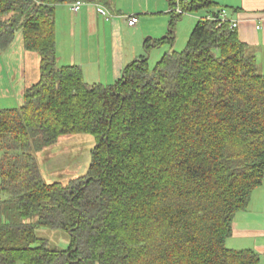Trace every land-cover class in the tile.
Returning <instances> with one entry per match:
<instances>
[{
    "label": "trees",
    "instance_id": "trees-1",
    "mask_svg": "<svg viewBox=\"0 0 264 264\" xmlns=\"http://www.w3.org/2000/svg\"><path fill=\"white\" fill-rule=\"evenodd\" d=\"M102 0H0V52L17 34L40 58L22 105L0 110V264H260L226 246L264 182V74L214 0H167L155 47L173 48L176 15L206 12L184 49L143 57L111 85L59 66L55 9ZM152 48L146 41V53ZM90 135L85 175L44 181L38 154ZM41 229L68 236L49 246Z\"/></svg>",
    "mask_w": 264,
    "mask_h": 264
},
{
    "label": "crops",
    "instance_id": "crops-1",
    "mask_svg": "<svg viewBox=\"0 0 264 264\" xmlns=\"http://www.w3.org/2000/svg\"><path fill=\"white\" fill-rule=\"evenodd\" d=\"M102 1L83 2L76 14L70 11V4L56 6V57L59 66H78L89 85H111L121 78L124 67L132 61L148 58L151 54L159 58L165 52L175 51L179 41L178 28L182 23L174 28L173 48L153 46L168 32L171 15L167 0ZM214 2L218 8L227 11L230 20L237 22L240 41L255 57L259 73L264 74V0ZM96 6L104 9L107 16L97 13ZM202 12L189 17V34L186 32L183 42L188 40L195 24L207 15ZM132 15L138 21L129 27L125 17ZM146 41L152 45L149 53L144 49ZM162 48H165L163 52ZM39 63L37 54L24 50L21 34L6 51L0 52V110L16 106L25 88L38 82ZM226 246L233 250H253L260 256V264H264V182L252 193L248 208L234 217L232 235Z\"/></svg>",
    "mask_w": 264,
    "mask_h": 264
},
{
    "label": "rangeland",
    "instance_id": "rangeland-1",
    "mask_svg": "<svg viewBox=\"0 0 264 264\" xmlns=\"http://www.w3.org/2000/svg\"><path fill=\"white\" fill-rule=\"evenodd\" d=\"M203 14V12H198ZM198 13L190 14L184 13L180 20L175 22V27L178 28V44L175 46V51L180 52L184 49L186 41L183 42L184 37L189 31L188 19L191 16H195ZM205 15V13H204ZM175 34V32H174ZM20 35L17 34V36ZM16 36V37H17ZM181 45V47H179ZM165 48L161 49L163 52ZM149 65L153 67L159 60L158 57L153 54L148 55ZM22 105V95L17 99V105L13 108H17ZM95 145V140L90 135H75L67 136L59 139L58 143L50 148L45 149L38 154V162L43 179L46 183H60L65 185L70 179L80 177L86 174L90 164V153ZM43 161V162H42ZM44 167H46L44 169ZM38 237L47 241L49 246H56L59 248H65L68 241V236L59 230H46L41 229L37 232ZM227 248L230 249V246ZM21 264V263H17Z\"/></svg>",
    "mask_w": 264,
    "mask_h": 264
},
{
    "label": "built area",
    "instance_id": "built-area-1",
    "mask_svg": "<svg viewBox=\"0 0 264 264\" xmlns=\"http://www.w3.org/2000/svg\"><path fill=\"white\" fill-rule=\"evenodd\" d=\"M83 4H84L83 2H74V3L70 4V11L72 13L76 14L80 10V8L83 6ZM96 11H97V13H99L102 16H107V12L99 6H96ZM174 12L176 15H183L184 14V11L179 6L175 7ZM206 19L208 21L217 20L220 24L227 23V24H229L231 29H237V22L232 21L228 18L227 11L225 9L220 10L217 18H213L211 16H206ZM125 20H126V24L129 27L134 26L138 21L137 17L133 16V15L125 17Z\"/></svg>",
    "mask_w": 264,
    "mask_h": 264
}]
</instances>
